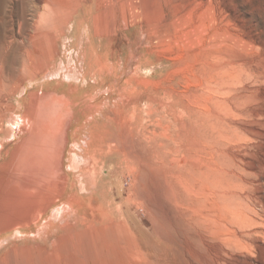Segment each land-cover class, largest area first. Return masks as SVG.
<instances>
[{"label": "rangeland", "instance_id": "1", "mask_svg": "<svg viewBox=\"0 0 264 264\" xmlns=\"http://www.w3.org/2000/svg\"><path fill=\"white\" fill-rule=\"evenodd\" d=\"M30 92L68 127L36 170L53 202L0 233L1 264H95L63 243L97 238L102 264H264V0H0V173Z\"/></svg>", "mask_w": 264, "mask_h": 264}, {"label": "bare ground", "instance_id": "2", "mask_svg": "<svg viewBox=\"0 0 264 264\" xmlns=\"http://www.w3.org/2000/svg\"><path fill=\"white\" fill-rule=\"evenodd\" d=\"M47 15H41L40 21H47L51 24L54 17H52L51 19H48V17H46ZM55 20H56V18H55ZM32 40L33 39L31 37L30 42ZM39 42H40V40H39ZM49 93H47V95ZM45 94H42L41 96H39V94L31 93L28 95V99H31V100H28L29 102L27 104V106H28L27 109H29V110L27 112H25V114L23 112L25 117L22 116L20 118L21 121L19 122V128L22 129L25 126V128L29 127L28 128L29 130L27 131L26 136L20 140V143L18 142V144L12 149V151L8 152V153H10V157L6 162L8 164V167L5 168L4 171H2L0 173V233L14 229L16 227H24V226L31 225L33 223V220H37V218H38V217L36 219L31 218V215L35 212H37L40 215L53 202V199H51V198H50V200H47L46 202H43V203H40L41 201L40 202L38 201L39 196H40V194H39L40 190L38 191L36 186L46 182V180L42 179L41 177L36 180V177L38 176V175H36V170H37V168H39L43 165L44 159L47 158L45 149H46L47 145H49V142H51L53 140V135H54L53 128H55V126H57V128L63 127V128H65V130H67L68 125H67V123H65V124L60 123L61 119H65V117H67L66 115H64V116L61 115V113L59 115H58V113H55L58 116V122L50 120L48 112L54 111L55 106H57L56 108H58V106H60L61 104L58 101H55L54 97L49 98ZM38 100L40 103L43 100L45 101V103H46L45 105H47V111H45L46 110L45 109L44 111L40 112V110H38L37 107H36V111L33 110L32 105L34 102L37 103ZM31 110H33V111H31ZM43 116H46L47 119L42 120V121H45V123L41 125V128H39L40 125L38 123V120H39L38 118H43ZM67 119H68V117H67ZM65 130L60 131V133H63L62 134L63 138H65V135H66ZM16 133H17V131H16ZM63 141H64V139H63ZM2 144L3 143H0V150H3V149H1V148H3ZM49 148H50V146H49ZM21 166L25 167L24 168L25 171H23V172H29V177L31 179L29 178L30 180H28V181L32 183L33 188L31 189V188L25 187L23 182H28V181L25 179V175H24L25 173L24 174L22 173L21 175H16V177L14 179H12L11 181H8L10 178L9 179L7 178L8 183L7 184L5 183V185H7L8 188L7 189L5 188L3 190V188L5 187V186L3 188L1 187V185L3 184V177L5 178L6 174L12 173V171H16L18 168L20 169ZM42 170H43V168H42ZM41 173H42V171H41ZM8 176H9V174H8ZM10 176H12V175H10ZM6 177H7V175H6ZM47 180H49V179H47ZM64 186L65 185H63L62 189L58 190L59 193L63 192L62 190L64 189ZM58 188H60V187H58ZM197 213L195 215H197ZM212 221H214V220H212ZM212 221L210 220V222H212ZM228 231H229V229H228ZM77 240H79V238H77ZM86 245L87 244L84 242L83 239H81L79 242H74L71 240V241H68L66 243H63V246L65 247L64 249L67 251V253L68 252L70 253L71 248L78 253H80L82 250H85V252L83 254H79L76 256H73V255L72 256H69V255L64 256L67 258H63V260L65 262H71V261L75 262L77 259H82V261L84 259L85 261H87V259H89V258L94 259L96 262L100 261V260H102V261L105 260L104 253L101 252V250H100L102 243H101V240L99 238L95 239L94 242L90 243L91 246H86ZM78 253H76V254H78ZM56 258H57L56 255H53V257H51V258H46L45 256L40 255L39 253L37 255H33L29 252H24V251L22 252V251L14 250L12 254L8 253V255H5L3 257V260H4L3 264H55ZM102 261L97 262L95 264H102ZM75 264H85V263L84 262H76Z\"/></svg>", "mask_w": 264, "mask_h": 264}]
</instances>
